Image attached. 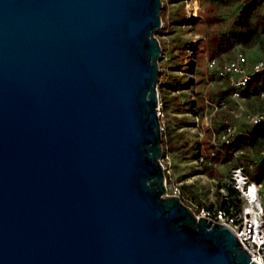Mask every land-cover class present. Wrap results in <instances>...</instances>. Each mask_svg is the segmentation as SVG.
<instances>
[{"label":"water","instance_id":"water-1","mask_svg":"<svg viewBox=\"0 0 264 264\" xmlns=\"http://www.w3.org/2000/svg\"><path fill=\"white\" fill-rule=\"evenodd\" d=\"M161 0H0V264H257L166 195Z\"/></svg>","mask_w":264,"mask_h":264},{"label":"rangeland","instance_id":"rangeland-1","mask_svg":"<svg viewBox=\"0 0 264 264\" xmlns=\"http://www.w3.org/2000/svg\"><path fill=\"white\" fill-rule=\"evenodd\" d=\"M161 1L162 27L156 32L162 47L157 83L163 114L160 121L165 126L162 132L165 139L163 156L168 157L170 171L167 177L180 183L188 198L197 203H213L217 207L223 200L222 196H226L224 201H229L232 169L240 166L251 180H264V156L261 154L264 151V134L253 146H240L234 151L221 149L220 143L213 145L212 133L202 128L204 114L213 112L210 122L216 127L228 119L237 126L238 135L252 134L255 126L244 123L241 113L233 109V112L227 111L233 102L224 96L225 83L208 71L207 60L215 57L220 62L226 61L237 52H242L251 61L264 56V25H261L264 0H197L199 9L189 31L191 40L181 26L182 0ZM246 1L259 2L248 21V28L254 29L258 35L250 48L238 41ZM257 81L264 90V73L253 76L250 87ZM221 98L227 102L225 113L220 109L213 111L208 104L217 103ZM239 103L246 111H256L259 107L258 92L251 89ZM196 114L199 116L197 126L194 122ZM262 128L264 126L257 127L258 133H262ZM199 155H206L215 166L202 164L198 160ZM220 189H223V195ZM262 201L264 203V199Z\"/></svg>","mask_w":264,"mask_h":264},{"label":"built area","instance_id":"built-area-1","mask_svg":"<svg viewBox=\"0 0 264 264\" xmlns=\"http://www.w3.org/2000/svg\"><path fill=\"white\" fill-rule=\"evenodd\" d=\"M183 2V19L182 30L184 34L191 40L189 31L197 17L198 1L197 0H182ZM207 69L216 78L226 83L229 92L226 97L233 102L232 109L241 113L244 123L250 126H259L264 124V91L258 95L259 107L256 111L250 112L244 110L239 101L243 100V93L251 82L253 76L264 73V56L257 60H248L242 52H237L234 56L226 61L220 62L217 58L212 57L207 60ZM211 109L222 110L226 108V99L221 98L217 103L208 102ZM213 113V112H212ZM204 114L202 116V128L212 133L211 142L214 146L223 144L229 147L234 138L238 135L237 126L230 123L228 119L223 121L224 130L216 137L213 127L210 122L212 115ZM157 115L159 120L163 116L162 104L159 100L157 107ZM199 116L195 115V125H198ZM161 132H164L165 126L160 121ZM201 135V133L199 132ZM264 156V151L261 153ZM198 160L202 164L214 167L215 163L206 155H199ZM163 165L166 176L165 189L166 195L178 196L181 201L189 207L197 218L205 217L212 220L213 223H225L232 228V231L237 234L238 240L243 249L252 254L251 260L257 264H264V180L253 181L244 172L243 168L238 166L231 171L230 184L236 191L238 199V207H230L228 209L218 208L213 206L208 208L205 203H197L194 199L188 198L183 192L181 184L172 182L168 179V157L162 155L160 159ZM222 195L223 189H220ZM226 200V196H222ZM213 204V203H209Z\"/></svg>","mask_w":264,"mask_h":264},{"label":"trees","instance_id":"trees-1","mask_svg":"<svg viewBox=\"0 0 264 264\" xmlns=\"http://www.w3.org/2000/svg\"><path fill=\"white\" fill-rule=\"evenodd\" d=\"M258 4H259V2L257 3L256 1H248L246 6L242 9V15H241V23H242V25H241V27L243 29L241 28V30L239 32L238 41L243 43L244 46H246L248 48L252 47L255 44V42L257 40V36H258L254 29L248 28L249 16H250V14L253 12V10L255 9V7ZM261 25H264V21H262V20H261ZM250 83H249L248 87L245 89V91L243 93L244 99H245V96H247L250 93L251 89H254V91H257L258 95H259L260 92L264 91L262 89V86L259 85L260 81H257L256 84L252 88L250 87ZM223 92H224V96L228 95L229 88H228L226 83H225V90ZM225 110H226V108L222 109L220 111L221 112L223 111V113H225L224 112ZM227 111H232L233 112L231 107L229 109H227ZM226 114L230 115V113H226ZM223 121L220 123L219 127H216L215 125H214L215 127L212 126L216 137H218L224 130ZM259 126H264V124L263 125H259ZM257 127L258 126H255L252 134H248L247 135V134H243L242 133L240 135H237L234 138L232 144L229 147H226L223 144H221L220 145L221 149L222 148H228V150L234 151V150H237L240 146H253L255 144V142L257 141L258 137L259 136L263 137V134H264V129L262 128L260 130V131H262V133L261 132L258 133ZM162 144L165 145V139H164L163 135H162ZM236 195H237L236 191L232 187H229L228 188L229 201L221 200V201H219L217 207L218 208H223V209H228L230 207L237 208L238 207V201H237L238 199H236V200L234 199V197ZM207 207L208 208H212L213 204H208Z\"/></svg>","mask_w":264,"mask_h":264},{"label":"crops","instance_id":"crops-1","mask_svg":"<svg viewBox=\"0 0 264 264\" xmlns=\"http://www.w3.org/2000/svg\"><path fill=\"white\" fill-rule=\"evenodd\" d=\"M246 2L244 3V6H246ZM170 12V11H169ZM169 20H170V15H168V19H167V22H169Z\"/></svg>","mask_w":264,"mask_h":264}]
</instances>
